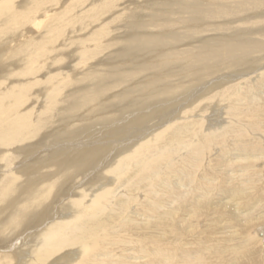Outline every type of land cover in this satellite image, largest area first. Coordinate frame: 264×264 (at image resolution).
I'll use <instances>...</instances> for the list:
<instances>
[{"label":"bare ground","instance_id":"bare-ground-1","mask_svg":"<svg viewBox=\"0 0 264 264\" xmlns=\"http://www.w3.org/2000/svg\"><path fill=\"white\" fill-rule=\"evenodd\" d=\"M0 264H264V0H0Z\"/></svg>","mask_w":264,"mask_h":264},{"label":"rangeland","instance_id":"rangeland-1","mask_svg":"<svg viewBox=\"0 0 264 264\" xmlns=\"http://www.w3.org/2000/svg\"><path fill=\"white\" fill-rule=\"evenodd\" d=\"M215 109H216V107H215Z\"/></svg>","mask_w":264,"mask_h":264}]
</instances>
